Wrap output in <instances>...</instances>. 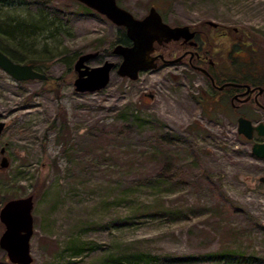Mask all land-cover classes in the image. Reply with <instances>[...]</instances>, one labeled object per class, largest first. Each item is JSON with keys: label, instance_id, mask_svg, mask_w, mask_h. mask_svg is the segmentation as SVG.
<instances>
[{"label": "rangeland", "instance_id": "374dc122", "mask_svg": "<svg viewBox=\"0 0 264 264\" xmlns=\"http://www.w3.org/2000/svg\"><path fill=\"white\" fill-rule=\"evenodd\" d=\"M117 1L136 18L154 6L170 24L245 32L222 71L264 77V0ZM7 20L28 38L0 34L1 46L48 76L19 82L0 68V206L33 196L32 264H264V160L237 132L239 115L263 112H219L200 73L160 61L77 92L78 57L118 63L123 29L77 0L1 1ZM0 264H11L1 249Z\"/></svg>", "mask_w": 264, "mask_h": 264}, {"label": "water", "instance_id": "95a60500", "mask_svg": "<svg viewBox=\"0 0 264 264\" xmlns=\"http://www.w3.org/2000/svg\"><path fill=\"white\" fill-rule=\"evenodd\" d=\"M88 8L104 15L112 23L123 26L131 45L116 44L112 50L113 55L120 56V61L115 63L107 60L102 64L89 67L86 63L96 56L95 53H86L78 57L74 64L77 76L74 80V89L77 92H94L104 88L109 80L110 73L116 69L121 77L136 80L139 72L157 67L160 55H153L154 42L162 43L163 40L176 38L178 31L189 30L187 25L172 27L162 21L161 15L151 7L143 18H136L127 9L119 6L116 0H77ZM215 24L213 22H210ZM0 68L16 81L46 80L47 75L36 70L33 64L14 62L0 51ZM239 134L251 139L253 131L264 137V122L253 126L251 121L244 117L237 119ZM5 127V122L0 121V134ZM252 153L264 159V141L254 143ZM0 150V169L8 166V159ZM264 183V177L259 178ZM33 196L12 198L0 206V223L3 230L0 233V249L11 264H32L30 240L33 234Z\"/></svg>", "mask_w": 264, "mask_h": 264}, {"label": "flooded vegetation", "instance_id": "af4514ba", "mask_svg": "<svg viewBox=\"0 0 264 264\" xmlns=\"http://www.w3.org/2000/svg\"><path fill=\"white\" fill-rule=\"evenodd\" d=\"M161 18L163 22L172 27L187 25L189 30L178 31L179 35L176 38L163 40L160 44L154 42V52L152 54L161 56L160 59H157V64L160 61L165 67L183 65L200 73L205 80L209 101H212L211 103L213 104V107H216L219 112H224L225 108L228 107L240 114L238 110L250 107L254 111L264 113V77L247 76L244 71H241L237 75L229 76L225 75L222 71V68L228 62V59L242 57V50L248 43V37L245 32H238L236 28L233 29L235 32H228L227 29H225L224 32H214L220 27V25L217 23H210L212 21H207L202 26L198 24L175 25L166 22L162 16ZM118 27L123 29L122 34L128 39L125 27ZM127 43L128 44L122 45H131L129 39ZM116 44L121 43L116 41ZM231 47L234 49L230 50ZM225 49H229L230 51L226 52ZM33 67L38 70L34 65ZM239 117L247 118L241 115H239L238 118ZM249 120L253 126L260 122H264L258 121L257 123H254L251 119ZM240 135H242L247 141L252 142V145L264 141V137L259 136L256 131H253L251 139H247L243 134ZM257 139H260V142L257 141Z\"/></svg>", "mask_w": 264, "mask_h": 264}, {"label": "trees", "instance_id": "16d2710c", "mask_svg": "<svg viewBox=\"0 0 264 264\" xmlns=\"http://www.w3.org/2000/svg\"><path fill=\"white\" fill-rule=\"evenodd\" d=\"M1 1H5V0H0V2ZM25 32H27V31L24 29V27L21 26L20 22H18V21H16V23H15V21L11 22V20L10 21L7 20L4 23H2L0 26V34L3 35L4 37H6L8 41L13 42L15 45H17L19 47H23V45L25 46L24 40L22 39V38L27 37V35H24ZM117 42L121 43V44H128L127 43L128 39L126 38V36L124 34H122L121 37L118 38ZM0 51H2L4 54H6L14 62L30 63V64H33L38 70H40V68L36 64H34V60L24 61L21 58L17 57L16 53L10 52L6 48L2 47L1 44H0ZM15 198H17V197H15ZM9 199H7V200H9ZM7 200L5 199L4 202H6Z\"/></svg>", "mask_w": 264, "mask_h": 264}, {"label": "bare ground", "instance_id": "6f19581e", "mask_svg": "<svg viewBox=\"0 0 264 264\" xmlns=\"http://www.w3.org/2000/svg\"><path fill=\"white\" fill-rule=\"evenodd\" d=\"M262 204H264V202Z\"/></svg>", "mask_w": 264, "mask_h": 264}]
</instances>
